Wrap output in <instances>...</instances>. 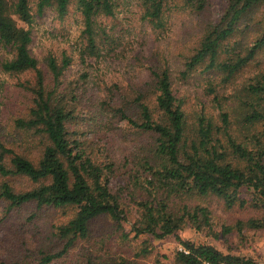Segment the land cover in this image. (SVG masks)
<instances>
[{
    "label": "trees",
    "instance_id": "obj_1",
    "mask_svg": "<svg viewBox=\"0 0 264 264\" xmlns=\"http://www.w3.org/2000/svg\"><path fill=\"white\" fill-rule=\"evenodd\" d=\"M123 1L0 0V46L12 53L2 61L1 68L10 74L32 72L34 76L29 86L32 99L28 114L17 119L16 124L40 145L39 157L33 160L8 147L0 136V176H22L33 183L29 189L16 191L2 181L0 198L8 208L35 202L38 208L65 210L66 220L55 225L52 233L61 247L39 252L35 264L63 260L76 247L77 258L72 264H135L122 255L113 256L110 236L101 234L94 240L93 222L102 216L112 220L121 246L141 234L174 236L181 248L174 251L171 264H257L250 257L224 253L213 244L183 239L179 231L187 222L197 231L209 226L210 211L189 203L197 198L213 196L226 208L248 203L264 210V71L251 72L237 82L258 54L264 55V0H223L218 15L205 23L180 72L179 76L186 78L198 70L211 71L220 74L224 87L226 83H238L227 95L209 88L220 109L219 122L204 110L196 112L195 122L190 120L185 98L176 95L169 69L151 67L149 81L128 100L132 107L115 108L137 133L136 152L119 166L114 159L101 162L86 154L82 147L78 148L81 142L73 138L75 130L71 125L78 118L75 107L80 94L73 88H60L70 57L64 54L58 61L53 55L46 56L44 63L52 83L48 88L45 73L30 53L29 44L35 15L51 7L62 18L73 2L84 23L86 44L79 53L81 62L87 57H99L100 45L109 38L98 18L113 17ZM140 1L141 18L162 27L172 0ZM182 1L198 13L208 9L207 0ZM255 9L260 10V16L254 24V35L242 46L234 36L249 27L247 16ZM129 108H134L135 117L126 114ZM120 175L127 180L124 186L115 188L112 180ZM243 192L249 194V200L242 198ZM126 197L134 210V220L127 231L123 223L131 212L125 205ZM237 225L264 228V217L249 218ZM142 245L135 256L149 253L147 243Z\"/></svg>",
    "mask_w": 264,
    "mask_h": 264
},
{
    "label": "rangeland",
    "instance_id": "obj_2",
    "mask_svg": "<svg viewBox=\"0 0 264 264\" xmlns=\"http://www.w3.org/2000/svg\"><path fill=\"white\" fill-rule=\"evenodd\" d=\"M222 2L207 0L208 9L198 13L185 6L182 0H172L164 13L163 26L154 27L148 20L141 18L143 8L140 0H125L113 17L98 18V22L105 26L109 39L100 45L99 57H87L84 62H81L79 54L86 44L83 17L73 2L62 18L51 7L34 16L30 25L32 40L29 50L44 71L48 88L52 83L44 63L46 56L53 55L58 61L64 54L70 57L60 88H73L80 94L75 107L78 118L71 125L75 130L73 138L82 144L78 148L82 147L86 154L101 162L114 159L119 166L136 152V129L129 126L127 120L115 112V108L130 106L129 98L149 81L151 67L156 69L166 66L169 69L176 95L185 98L184 106L190 120L195 122L196 112L204 110L206 115L213 116L214 121L219 122L220 109L216 108L209 88H215L219 95H227L232 92L234 84L238 83H226L224 87L220 74L211 71L198 70L186 78L179 75L205 23L218 15ZM259 14V9L253 10L247 16L249 27L234 36L240 45H246L252 39ZM18 23L26 26L19 20ZM11 56L9 49L0 46V136L8 147L34 160L39 157L38 140L33 141L16 124L17 119L28 114L32 99L29 86L33 85L34 76L32 72H4L1 63ZM259 71H264L262 53L250 63L237 82L243 81L251 72ZM222 104L225 107L226 101ZM133 111L134 108H129L126 114L135 117ZM125 180L127 178L120 175L112 180V184L115 188H121ZM2 181H7L16 191L33 187L32 181L22 176H0V183ZM123 195H127V189ZM242 198L249 200L250 196L243 192ZM126 202L131 212L128 220L123 223L127 231L134 220V210L127 197ZM189 203L200 204L210 211L209 226L205 225L197 231L187 222L179 231L183 239L210 243L224 253L250 257L257 264H264V228L237 225L238 222L245 223L249 218L264 217L263 209L248 203L243 207L226 208L220 199L213 196L197 198ZM66 218L65 210L38 208L35 202L8 208L7 202L0 198V264H12L15 261L35 264L39 260V252L58 250L61 245L52 233L54 226ZM92 230L94 240H98L101 234L110 236L109 249L114 253L113 256L122 255L135 264H171L174 251L181 248L172 235L155 238L149 234H141L121 246L112 220L105 216L94 220ZM144 242L147 243L149 253L135 256L134 252L143 247ZM77 253L76 247L63 260H55L51 264H72Z\"/></svg>",
    "mask_w": 264,
    "mask_h": 264
},
{
    "label": "built area",
    "instance_id": "obj_3",
    "mask_svg": "<svg viewBox=\"0 0 264 264\" xmlns=\"http://www.w3.org/2000/svg\"><path fill=\"white\" fill-rule=\"evenodd\" d=\"M203 264H211V263H209V262H204ZM220 264H228V263L222 262V263H220Z\"/></svg>",
    "mask_w": 264,
    "mask_h": 264
}]
</instances>
